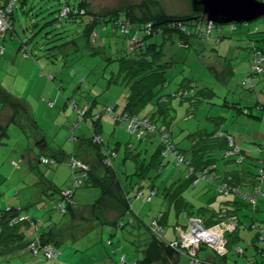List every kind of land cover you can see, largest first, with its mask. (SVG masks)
<instances>
[{
  "label": "rangeland",
  "instance_id": "rangeland-1",
  "mask_svg": "<svg viewBox=\"0 0 264 264\" xmlns=\"http://www.w3.org/2000/svg\"><path fill=\"white\" fill-rule=\"evenodd\" d=\"M80 2L86 4L88 13L100 16L103 14L102 18H99L101 20L93 27L98 35L92 40L95 41L94 43L89 42L88 39L91 37L86 31V25L92 15L85 14L76 19L70 16L60 17L63 7H68L73 13L77 11ZM158 12L177 19H194L190 0H25L23 4L17 3L13 13V31L0 38V42L5 47L4 55L0 56V87L25 102L34 124L32 120L30 122L27 120L26 115L19 114L16 120L22 127L15 121L10 122L6 127V137L0 141V204L4 207L7 204L13 205L14 208L19 209V213L36 219L41 218L42 222L51 219L50 216L54 221H67L65 216L54 209L52 201H47L49 196L46 192L49 182L40 177L37 155L41 152L35 142L44 138L48 142L44 156L49 158L51 154H57L60 157L55 165V171L50 176V180L52 179L50 183L57 188L68 187L71 180L68 157L77 150H79L77 153L88 152L90 155L95 152L93 147L88 151L87 145H83L82 141L83 137L89 138L92 134L91 116L87 115L86 119L79 118L77 111L68 101L73 100L79 106L82 102L91 104L95 101L91 115L101 113L106 105H116L115 110L120 114L129 88L121 86L120 77L109 73L114 64L108 65V61L120 59L125 54L126 44H130L134 28L130 29L128 35H124L121 34L120 27L114 32L112 24L124 20V14L135 22L141 20L145 14L155 15ZM107 13H115V15L109 16L106 15ZM116 17L118 19L114 22ZM104 20H107V25ZM242 26L247 31L248 29L254 31L255 27L264 29V17L246 24L233 25V27ZM151 27L147 23L145 31L150 32ZM221 28H224L225 36L221 43H215V39L208 41V37L200 39L192 36L189 45L185 47L176 42V35H171V39L168 37L164 39L159 33L149 37L145 42L159 45L162 43L158 49L162 51L164 59L172 61L165 74L169 86L161 91L162 94L170 93L186 81L207 93L205 96L207 103L194 108V113L190 117L187 116L188 106L185 102H180L179 98L171 100V118L174 123L171 126V136L187 157L191 156L188 134H197L198 144L195 147L197 149L204 143L202 137L204 132H228L238 138L242 150L250 151L249 144L251 146L253 144L246 143V138L252 135L256 137L258 133L263 132V125L259 121L239 114L236 108L253 107L251 108L253 114L260 112L262 109L255 106L258 101L256 97L257 93L260 97H264V86L260 87L258 83L253 91L245 90L240 85L243 75L241 72L238 71L232 76L220 72L218 62L223 59L225 51L230 46L233 50L239 45L235 36H229L232 33H227L230 25H222ZM212 32L214 33L211 34V38L214 37L215 30ZM21 44L27 47L31 54L29 57H24L20 50ZM112 77L114 82L108 87V79ZM260 102L264 107V100ZM149 109H151L150 102L137 113L142 116L150 112ZM8 110L4 107L0 118L6 117ZM101 124L99 135L104 140L102 148L110 146L114 148L117 142L120 145L118 155L113 161L114 166L119 168L126 145L130 143L134 147L138 145V141L135 135H131L126 130L127 123L122 121L116 123L113 118L102 116ZM81 145L83 146L80 149ZM155 146L156 144H150L146 147L148 156L154 151ZM216 157L218 158L216 167L223 170L222 159L219 155ZM231 165H238L239 168L247 167L252 173L255 172V167L247 160L241 164L231 162L226 166ZM126 166H121L120 173L124 170L126 172V169L130 170V167ZM186 173L183 164L179 167L169 164L162 169L160 176L166 185L172 184L171 186L175 188L184 181ZM248 179H252V176ZM158 181L157 178L155 182ZM216 183V181L210 183L201 181L197 187L188 186L183 191V197L189 208H180L178 215L175 202L171 201L169 207L170 202L159 196L154 197L152 202L135 201L134 206H138L139 203L146 211L144 216L146 223L156 217L159 211L169 210V213L166 212L167 218L163 225L164 239L175 241L177 236L174 227L180 226L185 231L189 230V214L197 216L201 208L207 211L216 210L225 200L233 198V195L223 196L216 193ZM88 190L86 187H80L75 193V198L80 201L79 195L89 194ZM262 191L263 195L258 200L257 210L242 206L239 211L240 222L243 221L241 224L243 227L240 225V233L244 236L241 246L249 244L250 250L253 249L251 239L255 231L246 227L251 223V219L260 222L264 231V187ZM6 198L8 201L12 200L13 204L7 203ZM236 200L241 202L240 199L236 198ZM118 209L116 204L110 203L109 209L105 212L106 219L114 218ZM102 227H92L84 237L79 234L77 239L66 238L60 247L64 250V256L71 250H78L77 257L66 262L68 257H64L61 253L57 258L59 263L122 264L121 257L125 256L126 263L132 264L141 259L143 243L149 236L143 226H138L136 231L130 225L124 229L107 225ZM25 233L27 236V231ZM108 239L111 240V245L107 244ZM86 244H89L90 248L81 253V246ZM205 248L210 260L218 262V257L210 250L211 248ZM80 256H84V262L82 259V261L78 260ZM199 256L205 257L203 250L199 252ZM228 259L229 264H232L233 259H237V264L246 263L244 257L233 254V251L228 254ZM0 264H53V262L44 260L41 254L33 256L27 250H18L15 253L7 250V254L6 251H0ZM177 264H186L185 257L179 255Z\"/></svg>",
  "mask_w": 264,
  "mask_h": 264
},
{
  "label": "trees",
  "instance_id": "trees-1",
  "mask_svg": "<svg viewBox=\"0 0 264 264\" xmlns=\"http://www.w3.org/2000/svg\"><path fill=\"white\" fill-rule=\"evenodd\" d=\"M25 0H12L13 6L8 13V29L3 33L4 38L8 32L13 31V13L16 8L17 3L23 4ZM263 1V0H262ZM3 3H9L10 0H0ZM76 12H73L68 7H63L60 11V17H72L76 19L81 15L89 14L92 15L89 18V22L86 25V31L88 33L89 42L94 43L97 33L93 28L96 23H98L102 18L100 15H93L87 12V6L83 2H80ZM67 9V12L63 10ZM81 10L83 13H81ZM106 15H115L107 13ZM194 15V14H193ZM124 20L121 22L114 19L113 31L120 27L121 34L128 35L132 29L131 34L132 39L130 44H126V52L120 59H109L108 65L111 66L109 73L111 75L121 78L122 85L129 88L128 94L125 99V104L122 108L121 113H117L115 108L116 105L105 106V109L101 113L96 115H91L90 112L92 107L95 105V101L90 103L82 102L81 106L76 104L75 101H68L70 106L77 111V116L81 119H86L87 115L92 118V134L89 138H82L83 145H87L89 148L93 147L94 154L90 155L88 152L77 153L78 150L68 157V164L70 166V185L66 188L54 187L50 182V176H52L53 171H55V165L60 160L57 154H51V157L44 156V150L47 149L48 142L44 138L37 140L36 147L40 149L41 152L38 154V168L40 171V177L49 182L47 185V201H52L54 209L58 211L61 215L65 216L67 221H54L51 219L43 221L41 218H34L25 214L19 213V209L14 207H8L0 211V251L12 250L14 253L16 251H29L33 256L42 255V258L46 261L58 260L60 254V244L61 239L58 235L53 234L52 229L56 227L68 228L71 224H76V227L72 228L71 232H67L71 239H77L79 234L82 237L86 236L87 232L94 227L100 226L104 227L112 226L118 227V229H124V227L130 225L134 231L138 229V226H143L147 231V241L143 244L142 257L136 260L132 264H169L172 261L177 262L179 255H182L186 259V264H191L190 258L187 255V251L184 250L182 254L178 248L171 246L177 241L179 232H187L183 230L180 226L174 227L175 235L177 236L175 241H167L164 239V228L163 225L166 222L167 214L166 212L159 211L156 217L151 218L150 221H143L133 209L132 202L134 200L141 202H152L154 197L159 196V198L170 202H175V207L177 211L186 207L189 208L186 199L183 197V191L190 185L196 187L201 181L213 182L216 181V193L223 196L233 195L241 202L235 200L224 201L218 206L216 210H204V208L199 209V214L194 216L189 214L190 219H199L201 221V226L203 228H210L215 224L219 223L221 220H227L229 217L235 218L237 226L231 232L225 234L226 240V253L220 255L214 250V255L218 257L217 261H211L209 256L200 258L199 252L205 250L207 246H200L196 253V258L199 264H229L228 254L233 251V254L244 257L246 260L245 264H263L264 263V231L255 219H251V223L246 227L253 229L255 231L254 236L251 239V245L253 247L250 256L247 255V247L241 246V241L244 240L240 232V216L239 211L242 206L247 205L246 201L242 199L239 194H247L244 189L234 185L233 182V172H222L217 167L215 162L218 160L216 155V147L212 142L215 139H220L223 143V153L220 159L226 161H232L236 163H243L246 158L245 152L236 143L235 138L232 134L228 132L221 131L218 133L204 132L202 137L204 143L201 147L195 148L198 144L197 134H188L187 138L189 140L191 156L187 157L183 150L178 147V143L175 142L174 137H172L171 126L173 119L171 118V100L174 98H179L180 102H185L188 106L187 116L190 117L194 113V108H198L202 103L206 102V92L199 90L197 87L193 86L188 81L182 82L180 86L176 89L171 90L170 93H163L164 89L169 86L168 80L165 77L167 69L172 65V61L163 58V53L158 47L162 44L156 43H145L146 40L153 36L154 34H161L164 39L168 37L171 39V35H176L179 44L187 47L189 45L190 37L194 36L197 38H207L211 39V34L215 30L216 37L215 42L218 43L221 39L225 38L224 28L222 25H212L211 29L207 31L208 25L203 23V18L201 16L194 15V19H177L175 17L166 16L163 12H158L155 15L145 14L143 18L139 21L133 22L130 16L124 14ZM107 25V20H104ZM150 24V32L145 31V25ZM246 24V23H245ZM234 24H230L229 32H233L236 27ZM254 31H248L244 33L243 41L245 49L249 52L248 56L250 58V68L246 72H241L242 79L240 80V85L249 91H253L255 88V83L253 78L264 74V62L261 64L263 67V73L256 74L252 73V66L254 63L255 56L258 53L263 54L264 48H262L259 43V35L262 33L261 29L255 27ZM168 35V36H166ZM12 38V37H11ZM130 38V36H129ZM4 47V45L0 42ZM5 48V47H4ZM20 50L22 51L25 58L29 57L31 54L28 52L27 47L21 44ZM258 52V53H257ZM94 53V52H93ZM4 54V51H3ZM3 54H0L2 56ZM107 65V66H108ZM106 66V67H107ZM238 70L233 68V73H237ZM246 79V80H245ZM108 87L114 82L113 77L108 79ZM249 80V83L247 82ZM118 80L115 81L117 83ZM1 100L4 104H8L14 112V115L7 123L14 122L16 115L24 114L30 122L28 109L26 104L20 100H11L9 97L1 95ZM151 103L150 112L139 116L137 112H140L146 103ZM259 109H263L261 105H255ZM253 107H241L236 108L239 114L245 116H251ZM106 116L107 118H113L116 123L121 121L127 123L126 130L131 134L135 135L138 145L132 147L130 143L126 145L124 155L119 162V168L114 166V159L117 157L119 143L117 142L116 147H104L102 148L104 140L100 137L102 124L101 117ZM162 120V121H161ZM161 121V122H160ZM33 123V121H32ZM130 124L132 125L130 129ZM220 125L222 123H219ZM7 125H0V141L2 138L6 137V127ZM74 128H72L73 130ZM230 139L233 143V147L238 149V153L226 156V151L231 148L227 145V140ZM156 144L154 151L148 156L146 147ZM81 145V147L83 146ZM260 152L263 153V157L257 159L256 171L252 173V178L254 180L255 187L258 184L259 170L264 164V141L256 144ZM232 147V148H233ZM211 150V154L204 156L202 153L195 154L198 149H203L204 151ZM113 153V156H111ZM205 158V159H204ZM129 160V161H128ZM130 163V164H129ZM131 163L133 165H131ZM14 164V162H13ZM172 164L174 166H183L186 169V177L183 182L177 184L174 188L171 185H166L160 176L162 169L166 166ZM15 165V164H14ZM122 165H127L130 170L126 169L120 173V168ZM131 165V166H130ZM222 172V173H221ZM235 174L238 176V172ZM159 179L156 183V179ZM161 178V179H160ZM180 180V178H179ZM228 181L229 185L235 189V191H228L227 194H222L218 192L217 188L221 182ZM88 188L89 194L79 195L80 201L75 198V193L80 187ZM252 187V189H253ZM163 188V189H162ZM263 188V187H262ZM69 191L68 194L64 195L65 191ZM160 193L158 194V192ZM239 192V193H238ZM250 192V191H249ZM248 192V193H249ZM263 192V191H262ZM260 198V197H259ZM87 199L86 201H83ZM54 200V201H53ZM243 201V202H242ZM114 203L119 208L117 210L116 217L113 219H104L102 217V212H106L109 209V204ZM245 203V204H244ZM251 208V206H249ZM252 209V208H251ZM253 210H256L253 209ZM224 213V217H220ZM179 211L177 212V215ZM14 215H25L33 222V226H29L28 222H22L15 225L14 227L8 226V219ZM158 227L156 231L154 228ZM242 226V225H241ZM31 227V228H30ZM137 228V229H136ZM188 228V226H187ZM25 231L28 235L26 236ZM139 235V234H137ZM141 235V234H140ZM35 239L41 244L52 248L53 256L47 258L44 255L42 248L37 254L29 249V245L35 242ZM262 243V244H261ZM107 244L111 245L110 239L107 240ZM239 247L242 249V253H236L235 248ZM122 264H127L125 261V256L121 257ZM232 264H237V259L231 260ZM112 264H114L112 262Z\"/></svg>",
  "mask_w": 264,
  "mask_h": 264
},
{
  "label": "crops",
  "instance_id": "crops-1",
  "mask_svg": "<svg viewBox=\"0 0 264 264\" xmlns=\"http://www.w3.org/2000/svg\"><path fill=\"white\" fill-rule=\"evenodd\" d=\"M261 31H262V33L259 35V38H258L259 43L258 44L262 48H264V29H261ZM246 32H247V29L244 26H242V27H236L233 30L232 34H229V36L230 35L231 36H235V38L238 41L239 45H237V47L235 49H233V50H231V46H230V48L228 50H226L225 53L223 54V59L220 60V62H218L219 65H220L219 67H220V72L221 73H223V74L225 73L228 76H230V75L232 76L234 74L233 73L234 66H236L237 70L239 68H241V70H238L239 72H246V71L249 70V68H250V58L247 55L248 53H247V51L245 49L244 42H242L243 41L242 40L243 39V36L242 35H244V33H246ZM227 33H231V32H227ZM216 35L217 34L215 32L214 37L211 38V39H214L216 37ZM211 39H208V41L211 40ZM221 40L218 41V43H221ZM253 81H254L255 85L258 84V83H260V87L261 86L263 87L264 86V74L259 75V76L255 77V78H253ZM0 94L1 95H4L6 97L8 96L9 99H11V100H20L18 98H15L11 94L7 93L6 91L2 90L1 87H0ZM0 99H1V97H0ZM256 100H258V101H256L257 102L256 105L263 106L260 101L264 100V97L263 98L260 97V95L257 93ZM22 102L25 103L24 101H22ZM4 107H7L9 109L8 110V115L6 117L0 118V125H7V123L10 121V119L14 115L13 109L8 104H4L2 101H0V114H1V110ZM17 116L18 115L15 116L14 121L17 122L21 126V124L16 120V117ZM29 117L32 120V117L30 116V114H29ZM252 118L256 119L257 121H259L261 123V125H263V127H262L263 128V132L258 133L256 135V137H254V135H252L250 138L247 137L246 138V140H247L246 143L247 142H250L251 144H253V146H251L249 144L250 151H248V150L247 151H244L243 150V151L245 152V154H247L245 160H247L250 163H252L253 167H255L254 170L256 171V169H257L256 164L258 163V160L257 159L263 157V153L260 152V150L258 149V146L256 144H257V142L258 143H260V142L262 143L264 141V107H263L262 110H260V112H255V114H252ZM33 124H34V122H33ZM234 138H235L236 143L238 145H240V141H238V138L236 136H234ZM212 143L216 147L215 148L216 149V152L213 153V154L216 155V156L217 155L221 156V154L223 153V147H224L223 146V143L221 142V140L220 139H215L214 142H212ZM147 147H148V145H147ZM79 148L81 149V146ZM196 151L197 152H193L194 153L193 155H195L196 153L197 154L202 153L204 156H208V155L211 154L210 153L211 150H209V148H208L207 151H204L203 149H198ZM221 162L223 164V167H221V168H223V170H220V171H222V172H230V171H232L233 172V182H234V185H237L238 187H240V188H242V189H244L246 191H251L252 190V187L254 185V180H253V178L252 179H248L250 176L253 175L252 172L250 171V169H248L247 167L239 168L240 166H238V165L237 166L236 165L235 166L234 165H231L230 167L229 166H226L227 164L231 163L232 161L222 160ZM215 164H216V162H215ZM236 171L238 172V176L235 174ZM235 199L236 198L233 197L231 200H235ZM6 201H7V203L12 202V200L8 201L7 198H6ZM135 201L136 200H134V202ZM226 201H228V200H226ZM134 202H132L133 203V206H134ZM12 204H13V202H12ZM7 205L5 206L6 208L13 207V205H8V206ZM5 207H4V205L0 204V211L4 210ZM134 209L138 210L137 214L139 215V217L141 219H143V221L146 222V218H144L146 211H144L143 208L140 207L139 203H138V206H134ZM256 210H257V207H256ZM142 213H144V214H142ZM102 217L104 219L107 218V216H105V212H102ZM111 219H113V218H111ZM74 227H76V224L73 223L70 226H68V228L56 227L55 229L54 228L52 229L53 234L58 235L59 238L61 239L60 247L64 244V242L66 241V238H69L67 232H71L72 231V228H74ZM239 235H241L240 232H239ZM246 247H247V255L250 256L251 251H252V250H250V245L249 244H246ZM89 248H90V245L89 244L82 245L81 246V249L82 250H80V252L83 253L84 251H86ZM59 251H60V254L63 253V256H64V250H61L60 249ZM76 252H78V250H73V251L71 250V252H69L66 256H64V257H68V259L66 260V262H68L69 260L77 257V253ZM203 253H204V256H208V253L206 252V250H203ZM83 257L84 256L78 257V260H81V259L83 260ZM52 262H53V264H61V263H59L58 260H54ZM83 262H84V260H83ZM169 264H177V262L174 263L172 261Z\"/></svg>",
  "mask_w": 264,
  "mask_h": 264
},
{
  "label": "built area",
  "instance_id": "built-area-1",
  "mask_svg": "<svg viewBox=\"0 0 264 264\" xmlns=\"http://www.w3.org/2000/svg\"><path fill=\"white\" fill-rule=\"evenodd\" d=\"M13 2L10 0L9 3H5L3 6V3L0 2V36H3V33L8 29V13H10V10L12 9ZM64 12H67V9L63 10ZM81 13L83 11L81 10ZM212 25L209 24L207 31L211 29ZM148 30H150L148 28ZM4 47L0 44V54H3ZM258 53V52H257ZM254 63L252 66V73L255 72L256 74L263 73V67L261 64L264 62V56L261 53H258L255 56ZM246 80V79H245ZM249 83V80H247ZM132 125L130 124V129ZM227 145L231 148L230 150L226 151V156H231L238 153V149L233 147V143L230 139L227 140ZM233 147V148H232ZM111 156H113V153H111ZM262 187H264V164L261 166L259 170V178H258V184L253 187V189L247 193V194H239V196L242 197L244 201H246L247 205L251 206L252 209H255L257 207V203L259 200V197L263 195ZM218 192L222 194H227L228 191H235L233 189L228 181L221 182V184L217 188ZM68 190L65 191L64 195L68 194ZM239 193V192H238ZM224 217V213L220 216ZM8 225H17L22 222H28L29 226H33V222L28 218V216L25 215H14L13 217H10L8 219ZM237 222L235 218L229 217L227 220H221L219 223L215 224L214 226L210 228H203L201 226V221L199 219H190L189 221V230L187 232H179L178 239L176 242L171 244V246L178 248V250L183 254L184 250L187 251V255L190 258L191 264H199L196 253L200 246L205 244L207 247H210L212 250L217 252L218 254L222 255L226 253V240H225V234L227 232H231L234 230L237 226ZM197 224L200 227L199 232H193V227L191 224ZM158 227L154 228V231H156ZM262 244V243H261ZM42 248L44 251V255L47 258H50L53 256V250L51 247L46 245H41L36 239L35 242L31 243L29 245V249L33 251L34 254H37L38 251ZM235 252L241 254L242 249L239 247L235 248ZM264 264V263H263Z\"/></svg>",
  "mask_w": 264,
  "mask_h": 264
},
{
  "label": "water",
  "instance_id": "water-1",
  "mask_svg": "<svg viewBox=\"0 0 264 264\" xmlns=\"http://www.w3.org/2000/svg\"><path fill=\"white\" fill-rule=\"evenodd\" d=\"M193 14L200 15L204 23L230 25L249 23L264 17L262 0H190ZM199 232L197 224H191Z\"/></svg>",
  "mask_w": 264,
  "mask_h": 264
},
{
  "label": "bare ground",
  "instance_id": "bare-ground-1",
  "mask_svg": "<svg viewBox=\"0 0 264 264\" xmlns=\"http://www.w3.org/2000/svg\"><path fill=\"white\" fill-rule=\"evenodd\" d=\"M192 13H193V10H192ZM196 15V14H195ZM196 16H200V15H196ZM203 20V19H202ZM203 23H204V21H203ZM205 24H207V25H209V24H211V25H215V24H213V23H205Z\"/></svg>",
  "mask_w": 264,
  "mask_h": 264
}]
</instances>
